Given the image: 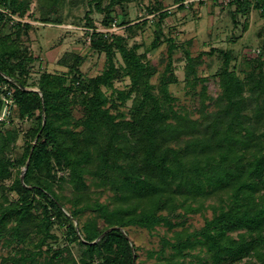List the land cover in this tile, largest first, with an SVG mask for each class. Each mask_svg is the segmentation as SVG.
Returning a JSON list of instances; mask_svg holds the SVG:
<instances>
[{"label":"trees","instance_id":"obj_1","mask_svg":"<svg viewBox=\"0 0 264 264\" xmlns=\"http://www.w3.org/2000/svg\"><path fill=\"white\" fill-rule=\"evenodd\" d=\"M132 1L89 0V51L105 55L101 73L86 75L87 55L71 50L56 60L66 70L43 68L31 81L39 59L27 45L31 20L60 23L65 0L34 7L33 0H0V115L12 87V111L32 123L18 150L21 129L12 115L0 119V244L9 250L0 264H137L130 227L160 234L159 248L148 252L155 264H264V24L259 53L246 57L243 76L232 50L205 52L223 56L213 110L207 78L197 74L203 52L186 50L187 84L201 85L195 117L170 90L178 81L174 38L166 39L167 59L154 83L159 69L149 49L130 43L141 25L123 18L126 35L97 30L94 11L108 25L113 11ZM229 3L234 16L257 9L264 18V0ZM168 14L159 15L151 50L163 41L160 22ZM127 77L125 89L115 87ZM130 99L128 114L120 111ZM94 185L112 195L101 199V190L90 191ZM209 198L211 216L200 227L188 225Z\"/></svg>","mask_w":264,"mask_h":264},{"label":"rangeland","instance_id":"obj_2","mask_svg":"<svg viewBox=\"0 0 264 264\" xmlns=\"http://www.w3.org/2000/svg\"><path fill=\"white\" fill-rule=\"evenodd\" d=\"M230 0H185L184 6L179 7L173 0H134L125 6L124 12L121 8L113 11V20L105 25L103 22L104 14L94 11L92 16L97 30L104 32H115L118 34H127L126 26L119 25L121 19L126 18L131 24L141 25L136 28V34L130 39V43L137 42L140 45L139 51L144 52L149 49L148 57L158 67V73L152 78L157 83L160 73L167 59L168 41L167 37H172L178 43V48L174 52L178 81L170 85V90L176 97V104L193 111L194 116L200 115L201 107L200 87H191L187 84L186 69V50L188 49L192 56L196 57L203 52L197 64V74L207 78L208 94L213 97L209 99L207 105L211 110L214 109V99L219 94L220 82L219 71L223 67V56L218 50H232L236 58L232 65L237 64V71L243 76L242 69L247 67L246 57L256 56L259 53L262 42L259 32L262 30L264 18L260 10L254 9L249 14H234L235 5H230ZM38 0H33L32 6L37 5ZM162 3V9L160 8ZM89 0H65L60 8L62 21L60 23H45L33 21L31 18L24 20L30 21L35 28L32 31V40L27 44L31 51L39 56V59L32 64V78L34 81L38 78L39 72L46 68L49 71L62 72L65 67L57 64L56 60L65 51H77L87 55V61L82 69L86 75L95 76L102 72L105 66V55L103 53L89 51L90 32L92 28L85 25V14L89 9ZM157 8V9H156ZM162 11H167L168 16L160 22L163 29V41L159 47L150 49L156 38L159 29V15ZM146 22L145 25L142 23ZM218 49L213 54H207L206 51ZM121 61V59H119ZM130 82L129 78L115 81V87L125 89ZM33 89H36L33 88ZM108 93L111 89L107 90ZM132 100L126 105H120L119 110L127 113ZM14 106V105H13ZM9 108V114L14 118L13 126L21 129V134L17 139V149L21 150L24 142V131L32 124L31 120H21L16 113ZM128 114V113H127ZM7 115V116H8ZM90 179V178H89ZM90 182V180L88 181ZM68 190L70 188L68 187ZM102 191L101 199H107L111 193L109 190L97 189L91 186L90 191ZM109 199V198H108ZM217 199V198H216ZM214 198L205 200L200 211L189 214L188 225L200 227L204 224L205 216H211L212 204ZM197 206V203L193 204ZM89 213V212H88ZM158 232L163 234L165 228L160 227ZM61 236L59 230H56ZM130 238L138 245L137 264H155L156 257H149V250L159 248L160 234H153L147 229L130 227ZM60 239V244L63 243ZM9 250L0 244V257L6 255ZM136 252V251H135ZM77 254V250H74Z\"/></svg>","mask_w":264,"mask_h":264},{"label":"built area","instance_id":"obj_3","mask_svg":"<svg viewBox=\"0 0 264 264\" xmlns=\"http://www.w3.org/2000/svg\"><path fill=\"white\" fill-rule=\"evenodd\" d=\"M3 98L4 107L0 115V119H7V115L9 114V108L15 105L14 89L12 87H6V93L3 95Z\"/></svg>","mask_w":264,"mask_h":264},{"label":"water","instance_id":"obj_4","mask_svg":"<svg viewBox=\"0 0 264 264\" xmlns=\"http://www.w3.org/2000/svg\"><path fill=\"white\" fill-rule=\"evenodd\" d=\"M15 83H18L16 80H14ZM18 85L22 88V89H28L26 86H24L23 84L21 83H18ZM28 167V163L27 165L24 167V169L22 170V173H21V179L24 180V175H25V171ZM107 232V231H106Z\"/></svg>","mask_w":264,"mask_h":264}]
</instances>
